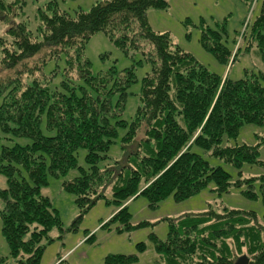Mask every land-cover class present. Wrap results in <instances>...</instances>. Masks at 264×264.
Returning <instances> with one entry per match:
<instances>
[{"label":"trees","instance_id":"1","mask_svg":"<svg viewBox=\"0 0 264 264\" xmlns=\"http://www.w3.org/2000/svg\"><path fill=\"white\" fill-rule=\"evenodd\" d=\"M25 4L0 0V22L7 23L14 9ZM167 7V0H101L88 12L71 16L51 0L45 9L36 10L39 25L34 31L25 23H7L12 49L0 40L2 64L8 71L23 67L16 69L20 72L11 79L14 87L7 96L4 91L10 83L0 81V132L14 142L0 147V175L6 180V187L0 188V220L9 256L18 264H38L46 245L53 242L52 230L62 232L58 212L41 190L48 185V174L64 176L77 167L78 150L85 152L87 168H79V177L62 184L80 210L72 228L104 200L118 209L105 226L117 222L130 230L125 205L129 201L144 197L153 209L168 197L185 201L210 184L217 195L234 189L248 199L261 197L264 203V175L242 176L244 165L264 168L260 158L264 138L257 136L255 145H224L244 125L264 127V72L246 70L238 80L210 72L174 45L167 33L149 27L147 10ZM199 28L204 49L227 64L231 51L224 45V34L203 22ZM97 32L125 54L135 51L138 42L147 48L140 62L147 63L149 71L142 78L140 104L121 139L119 160L109 158L108 151L117 129L127 126L120 116L135 75L132 68L118 74L115 67L92 74L84 48ZM249 38L264 65V0L249 27ZM62 54L60 85L43 82L45 67ZM68 69L78 76L66 73ZM114 96L119 100L112 105ZM207 158L231 166L236 176ZM106 188L111 200L105 196ZM165 221V238L151 235L156 264H234L242 255L248 264H264V228L252 212L208 208ZM146 249L139 243L138 255H110L105 264H136Z\"/></svg>","mask_w":264,"mask_h":264},{"label":"rangeland","instance_id":"2","mask_svg":"<svg viewBox=\"0 0 264 264\" xmlns=\"http://www.w3.org/2000/svg\"><path fill=\"white\" fill-rule=\"evenodd\" d=\"M21 1L26 3L24 8L16 7L17 9H14V13L8 18L7 23H10L11 20L15 23H25L30 30L34 31L39 25L38 18L35 17L36 10L38 8L45 9V5L51 0ZM56 1L61 11L75 16L80 11L88 12L96 2L101 0ZM260 2L261 0H167L168 7L166 9H148L146 20L151 30L161 34L167 33L174 45L192 55L210 72L224 79L238 80L243 77L246 70L264 72V65L257 53L255 43L249 38V27L259 13ZM18 10L19 15L15 13ZM202 22L209 29L221 31L224 34V45L231 51L227 64L219 62L218 58L202 46L199 28ZM7 23L0 22V40L4 47L11 50V41L6 34ZM145 52H147L146 46L138 42L135 51L131 50L125 54L103 32L95 33L84 48V57L88 59L93 75L105 74L110 71L111 67H115L118 74L124 69L132 68L135 75V81L126 90L127 95L124 98L120 116L127 126L117 129L118 135L108 151V157L113 160H119L123 155L121 139L126 134L140 104L142 78L149 71V65L143 61V63L140 62V59H145ZM4 56L5 53L2 51L0 43V81L6 85L10 83L8 89L4 91V96H7L11 92L9 90L14 87L11 79L17 77L20 72L16 69L20 70L23 66H18L14 69L15 71H8L2 64ZM64 63L65 56L63 54L60 60L49 62L44 70L46 75L43 82L48 84L47 80H49L50 83L52 82V86L58 87ZM52 71H55L53 78ZM73 71L68 69L66 73L72 77L78 76V73L75 75ZM118 100L119 98L114 96L112 105H115ZM139 134L141 135L138 139L143 137L142 131ZM0 136V147L13 145L14 142L9 141L12 138L9 134L3 135L0 132ZM257 136L264 138V127L244 125L240 128L237 137L230 140L226 138L224 145H255L258 140ZM15 142L23 145L28 143V140L15 139ZM84 156L85 152L78 150L76 153L77 167L69 170L64 176L47 175L48 185L42 188L41 193L50 199L52 207L58 212L62 223V232L52 230L50 236L53 238V242L46 245L38 264H105V259L110 255H138L137 244L139 243H144L147 249L138 256L136 264H156L155 261L158 257L154 252L151 235L154 234L159 239H164L168 232L166 219L203 212L208 208L221 213L226 208L252 212L258 223L264 228V203L261 197L248 199L234 189L229 193L217 195L210 191L211 184L185 201L175 202L172 197H168L153 209L149 207V203L144 197L129 201L125 205H127L130 214V225L132 226L130 230L117 222L105 226L118 209L113 203L107 204L104 200L98 201L85 212L72 228L80 210L75 202V196L65 191L62 184L79 177V168H87ZM260 158L264 160V148L260 150ZM207 159L211 165L220 166L232 177L236 176V170L221 160ZM259 175H264V168L255 165H244L242 168V176L245 178ZM5 187L6 180L0 175V188ZM105 196L111 200L110 189L106 191ZM142 223L148 225L139 226ZM117 228H119V232ZM243 250L240 252L244 253L245 249ZM0 257L4 259L0 264H18L9 256L8 245L1 233V220Z\"/></svg>","mask_w":264,"mask_h":264},{"label":"water","instance_id":"3","mask_svg":"<svg viewBox=\"0 0 264 264\" xmlns=\"http://www.w3.org/2000/svg\"><path fill=\"white\" fill-rule=\"evenodd\" d=\"M248 258L246 255H242L241 257H239L234 264H248Z\"/></svg>","mask_w":264,"mask_h":264}]
</instances>
